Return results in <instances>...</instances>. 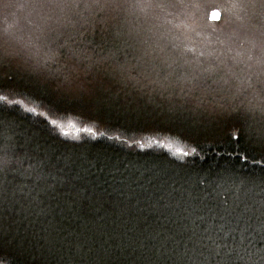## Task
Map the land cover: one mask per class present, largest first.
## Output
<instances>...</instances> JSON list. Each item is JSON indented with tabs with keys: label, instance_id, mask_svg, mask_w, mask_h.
I'll list each match as a JSON object with an SVG mask.
<instances>
[{
	"label": "snow or ice",
	"instance_id": "1",
	"mask_svg": "<svg viewBox=\"0 0 264 264\" xmlns=\"http://www.w3.org/2000/svg\"><path fill=\"white\" fill-rule=\"evenodd\" d=\"M242 2L254 10L264 35V0ZM34 3L50 12L59 10L68 18L60 30L49 27L42 33V41L56 44L59 55L51 57L55 68L53 65L45 67L35 61L34 56L15 48L8 49L0 64L15 61L26 66L30 82L50 91L55 100L45 102L32 90L6 87L0 78V145H3L0 153L6 156V142L14 143L16 159L22 164L29 163L32 168L29 173L32 181L30 203L39 200L46 205L47 215L51 217L47 227L41 229L46 235L40 239L47 243L40 244V248L51 250V247L59 245L58 251L67 249L69 253L76 249L74 264H264V190L258 198L249 195L247 183L241 181L240 184L234 183L229 193L221 196L216 191L219 185L214 180L205 178L181 183L170 176L163 178L166 173L153 174L147 183H140L143 173L137 177L129 164L121 167L110 158L76 151L89 146L90 142H95L91 144L95 147L104 139L117 142L120 147H146L142 136H129L131 143L122 139V136H127V129L108 134L114 126L100 115V111L101 105L113 95L114 87L124 92L129 103L139 102L145 96L154 102V96L159 95L162 102L158 106L164 107L166 103L170 113L183 110L228 114L232 106L219 102L215 105L205 103L203 98L212 96L216 90L207 80L203 83L196 80L191 91L199 95L191 97L196 103L195 107H190L188 92L181 89L178 93L171 87L175 83L176 71L181 68L187 71L182 63L183 53L179 50L166 52L169 47L166 44L137 49L138 54L133 57L137 62L132 63L131 68L127 67V62L120 63L119 60L114 64L108 63L112 59L108 56L82 58L79 45L68 31L79 23L74 14V9L80 7L79 0H34ZM91 3L101 5V0H91ZM180 3L181 0H162L156 6H177ZM102 6L117 7L118 3L117 0H103ZM209 16L212 20H220L221 12L213 9ZM100 23L103 27L105 19ZM61 36L65 39L61 40ZM101 42H106L105 37L101 36ZM143 43L148 44L147 41ZM261 52L264 57V43ZM261 64L255 82L249 78L248 87L244 90L246 99L249 95L253 98L264 96V58ZM67 98L79 101V106L64 107L60 101ZM246 107L247 118L264 126V104L253 105L249 101ZM160 135L164 139H160ZM153 136L155 138L147 147L163 149L164 158L168 155L173 157L169 163L179 160L177 167H186L187 158L197 155L198 146L190 149L178 146L187 144L180 131L160 128L154 130ZM238 139L233 134V140ZM259 144L264 148V137ZM56 145L67 151H60L54 147ZM239 156L242 160H249L243 153ZM261 161H264V156L252 158L258 166ZM0 171L5 169L0 168ZM117 173L128 175L117 176ZM9 183L7 180L0 183V197L7 198ZM12 195L15 196L14 191ZM109 206L114 214L118 210L120 216L142 220L146 227L133 229L125 226L119 237L105 231L97 248L95 241L92 246L86 245L77 239L79 233L69 231L71 225L62 223L73 218L79 220L92 213L99 216ZM99 218L104 219L103 216ZM31 243L23 220L13 218L9 222L7 216L0 215V251L4 244H15L24 254L29 251L27 246ZM0 264H3V259H0Z\"/></svg>",
	"mask_w": 264,
	"mask_h": 264
},
{
	"label": "trees",
	"instance_id": "2",
	"mask_svg": "<svg viewBox=\"0 0 264 264\" xmlns=\"http://www.w3.org/2000/svg\"><path fill=\"white\" fill-rule=\"evenodd\" d=\"M161 2L162 0H117V7H103V0L101 5H93L91 0H79L80 7L74 9L79 23L74 29L68 31L79 45L82 58L90 56L97 59L108 56L112 57L108 63L114 64L116 60H119L120 63L127 62L129 68L132 63L137 62L133 59L138 54L136 50L147 48L148 45L166 44L169 46L166 52L179 50L183 53L182 63L185 64L187 71L183 68L177 70L173 77L175 83L171 87L176 88L178 93L181 89L188 92L189 101L192 103L190 107H195L196 101L191 97L199 93L191 91L192 85L196 80L201 83L207 80L216 92L212 96L204 97V102L213 105L217 102L230 104L232 110L228 114L183 110L170 113L167 111L166 103L164 107L158 106L162 102V97L159 95L154 96V102H150L149 97L145 96L139 102L129 103L124 92H121L119 87H114L113 95L101 105L100 111V115L114 126V130H109L108 134L113 135L116 131L123 132L127 129L128 134L122 136V139L131 143L129 136L137 138L142 136V143L146 147L144 149L135 145L132 148L120 147L117 142L104 139L95 147L91 146L95 142H90L89 146L76 151L84 155L110 158L113 163H120L121 167L123 164H129L137 177L143 173L140 183H147L153 174L165 173L163 178L170 176L181 183L185 180L194 182L207 178L219 185L216 191L223 196L229 193L234 183L240 184L243 181L247 183L249 195L258 198L264 190V161H261V165L258 166L252 162V158L260 159L264 156V148H261L259 144L260 139L264 137V126L256 120L247 118L246 106L249 101L253 105L264 104V96L257 95L253 98L249 95L246 99L244 90L248 87L249 78L253 83L255 82L261 71V60L264 58L261 52L264 35L259 27V18L253 9L247 7V11L243 14V19L247 21V28L238 31L236 25L232 23L233 31L226 30L223 33L232 34L230 40L225 41L231 43L233 47L225 46L224 48L218 43L219 36L213 42V36L210 34L216 32L213 27L202 28L206 32L204 33L188 21L186 23L189 25L188 30L181 29L191 30L190 34L194 42L188 43L183 42L181 38L177 39L179 35L175 32L167 34L169 31H175L176 18L183 15L186 8L184 4L187 2L181 1L177 6L157 7L156 5ZM14 8L21 9L23 14L11 11ZM49 15L51 19H48ZM0 17L3 20L0 21V59L8 54L6 40L1 37L2 30L9 37L10 32L15 33L9 39L12 44L18 43L17 51L24 50L27 54L40 58L53 48L56 50V44L42 41L43 31L49 27L60 30L68 21L63 12L59 10L50 12L48 9L39 8L34 0H0ZM102 19H105V24H110L115 29L120 27L136 40V44L131 50L128 49L126 56L119 55L121 49L117 48L115 41L101 42V36L104 37V32L100 29ZM29 29L36 31L34 37L30 38L26 33ZM130 29L132 30L129 31ZM253 30H257L256 37L248 36L247 32ZM60 39L64 40L65 37L61 36ZM144 41L148 44L143 43ZM67 43L71 44V41ZM240 49H244V53L237 51ZM160 55L165 56L164 53ZM85 62L87 63L86 59ZM52 65L54 69L53 62ZM0 78L6 87L32 90L45 102L49 99L55 100L50 91L30 82L31 77L26 66L20 63L14 61L11 64H0ZM241 101L244 103L241 104ZM60 103L64 107L75 108L80 102L67 98ZM160 128L180 131L187 140L186 146L189 148L198 146L197 155L187 158L186 167H177L179 160L169 163L173 157L168 155L164 158L163 149L156 146L147 147L155 138L154 130ZM233 134L239 139L233 140ZM160 139H164V136L160 135ZM14 141L15 138H13ZM6 145V156L0 153V168L5 169L0 171V183L5 180L10 183L7 186L9 189L7 198L0 197V215L7 216L9 222L13 218L23 220L32 243L27 246L31 254L29 251L21 254L15 244H4L3 250L0 251V259H3V264H74L73 257L76 256V249L69 253L67 249L58 251L59 245L51 247V250L40 248V244L47 243L40 239L41 236L46 235L41 229L47 227V221L51 217L47 215L48 209L45 204H41L39 200L30 203L29 193L32 181H30L29 173L32 172V168L29 163L22 164L16 160L14 143L6 142ZM182 145L185 146V144ZM54 147H58L60 151H67L60 145ZM240 153L247 155L249 160H242ZM209 173L212 175L209 176ZM120 175L126 176L128 173H117V176ZM153 183L156 181L154 180ZM13 191L15 196L12 195ZM32 195L34 196L35 193ZM99 216H103L104 219H100ZM99 216L92 213L79 220L73 218L62 223L65 226L71 225L69 231L79 233L78 240L89 246H92L95 241L97 248L105 231L119 237L125 231V226L133 229L146 227L142 220L133 219L127 215L120 216L118 210H115L114 214L111 206L107 211L102 210ZM42 251L43 255H41ZM97 264H103V262H97Z\"/></svg>",
	"mask_w": 264,
	"mask_h": 264
},
{
	"label": "rangeland",
	"instance_id": "3",
	"mask_svg": "<svg viewBox=\"0 0 264 264\" xmlns=\"http://www.w3.org/2000/svg\"><path fill=\"white\" fill-rule=\"evenodd\" d=\"M181 1L187 2L184 4V6H186L185 11L183 15H181V17L176 18L175 31H169L167 34H171L175 32L176 34L179 35L177 39L181 38L183 42L184 41L188 43H190V41L194 42L193 37L190 34L191 30L186 31L188 30L189 27V25L186 24L188 21H190V23L193 24L194 27L195 26L198 27L199 31H202L204 33L206 32L202 28L213 27L216 30V32L210 33L213 36V42L215 41V38L219 36L218 43L223 48L225 46L233 47L231 43H227L225 41V40H230L232 34L223 33L226 30L233 31V26L231 25L232 23L236 25L238 31H243L244 29L247 28L246 27L247 21L243 19V14L247 11V7L244 6L242 0H181ZM213 9H219L222 12V18L220 22L209 21V13ZM20 10L21 9L14 8L11 11L15 13L23 14ZM166 11L169 10L166 9ZM22 17L24 18V15H22ZM181 29H186V30H181ZM131 30L132 29H130L129 31ZM179 30L181 32H178ZM256 31L257 30L249 31L247 32V35L251 37H256L257 35ZM26 33L30 36L29 32ZM237 51L244 53V49H240Z\"/></svg>",
	"mask_w": 264,
	"mask_h": 264
},
{
	"label": "bare ground",
	"instance_id": "4",
	"mask_svg": "<svg viewBox=\"0 0 264 264\" xmlns=\"http://www.w3.org/2000/svg\"><path fill=\"white\" fill-rule=\"evenodd\" d=\"M0 21H3L1 17H0ZM100 29L103 30V32H104V37H105L106 42H111V41L116 42V44L118 45L117 48L121 49V52L119 53V55L126 56L127 53L129 52L128 49L131 50V48L136 44V40L132 37V35L127 33V32L122 31L120 29V27L115 29L110 24H105V25H103V27L100 26ZM29 33H30L31 37H34L36 34V31H34L33 29L32 30L29 29ZM14 35H15V33L13 31L10 32V37L3 30L1 32V37L6 40L5 43L7 44L6 46H8V49L15 48L17 50V48H19L18 43L12 44V41L9 39V38H12ZM53 49L50 50L48 53H46L44 56H42L40 58L34 57L35 61H38L43 66L52 65L53 60L51 59V57L54 54L59 55V53H57L56 50H53ZM178 146L185 147L186 149H190L186 145L183 146L181 144Z\"/></svg>",
	"mask_w": 264,
	"mask_h": 264
},
{
	"label": "water",
	"instance_id": "5",
	"mask_svg": "<svg viewBox=\"0 0 264 264\" xmlns=\"http://www.w3.org/2000/svg\"><path fill=\"white\" fill-rule=\"evenodd\" d=\"M210 12H211V11H210ZM209 14H210V13H209ZM221 17H222V15H221ZM209 20H210V21H213V22H219L221 19H220V20H212V19L210 18V16H209Z\"/></svg>",
	"mask_w": 264,
	"mask_h": 264
}]
</instances>
